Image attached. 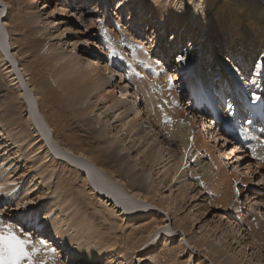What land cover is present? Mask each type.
Here are the masks:
<instances>
[{
	"label": "bare ground",
	"instance_id": "1",
	"mask_svg": "<svg viewBox=\"0 0 264 264\" xmlns=\"http://www.w3.org/2000/svg\"><path fill=\"white\" fill-rule=\"evenodd\" d=\"M117 2L126 4L127 0H118ZM1 7L0 19L7 27L8 24L5 19L10 14V10L8 7L5 12L6 4L4 0H0ZM135 8L134 12L137 16H134V20L143 21L144 26H140L145 29L143 35L147 37L146 41H141L142 43L149 45L151 38L154 39V34H147V28L150 25H154V30L159 33V36L165 34L166 45L164 49H160L158 59L151 57L147 52V48L143 47L141 49L140 44H131L122 40L121 36L112 29L113 27H110L111 22L106 20L107 15L104 19H97L95 24L101 27L102 33H106L103 41L107 42L106 39L108 38L111 40L113 47L111 55L114 53L113 56L122 57L126 61V65L131 66L135 75L140 78L138 88L141 93H144L147 107L146 114L148 116L147 122L154 126L155 120L162 121L165 119L171 122L174 121L177 124V128L170 131V137L177 139L178 150L183 157V168L176 179L178 180L183 175L194 176L204 191H216L222 199L228 200L231 196L237 194V185L234 182L246 183L249 178H239V173L235 170L228 175L229 171L223 167L226 166L224 163L226 159L229 162L231 160L236 162L237 170L243 166V163H246V167L242 168L246 171L243 174H252V176L259 174L260 182H264V134L251 137L254 142L248 143V146H243L231 136L230 138L234 142L229 140L227 136L225 137L227 130L224 131L225 120L236 117L241 120V125H245L246 122L251 120V115L264 109V66H262L264 65V25L253 24L250 18L245 21L247 18L245 13L248 10H250L249 14L252 13L251 15L259 19L258 22L264 20V0H142L138 2ZM84 11L85 9L80 10V12ZM95 13L86 12L90 19ZM104 14H106V11H104ZM34 17L35 19L38 18V16ZM131 20L132 17H130V22ZM116 23L119 27L121 22L117 21ZM97 25L96 27H98ZM141 32L136 31L135 39L141 37ZM6 33L9 35V38L7 37L9 41L7 38L1 40L0 37V50L9 54V50L5 48L4 44L8 41V47L12 48L13 42L11 33L7 29ZM106 44L109 45L108 42ZM184 51H188L189 54L185 61L186 64H183L185 59L183 61L177 59L180 56L179 53ZM169 55L170 58L173 56L171 65L174 67L171 66L170 71H167V66L165 67L163 63L169 61ZM0 57L6 62V58L1 53ZM189 59L196 61L189 64ZM209 61L215 63L209 66ZM20 62L21 60L18 62L19 68H16L19 78L15 77L14 71L10 70L9 67H6L5 70H8L7 74L12 78L10 82L13 86H17L23 91L18 101L26 107L25 109H28L29 117L26 120L20 119V117L18 120L13 119L8 125L9 132L5 129L7 132L5 134L4 131L2 137L6 135L8 139H11L7 142H10L12 141L11 137L19 136L21 142L31 145L30 150L36 148L39 156L34 162L47 164L51 170H44L45 166L43 170L48 174H55V169L64 168L57 172L68 175V179H71L70 176L75 173L80 175L79 179L70 181V186L67 188L69 192L65 193V197H70V206L78 203H72L73 199L71 198H74L75 195L82 199L78 203L80 211L73 215L65 213V216L59 215V217L54 218L55 220L53 219L54 221L52 220L53 226L50 228L56 231V236L62 240L71 230H74V234L70 237L73 242L77 240L84 243L85 240L83 241V239L88 238L86 246L89 247L91 244L89 241L96 236H94L93 229H91L94 221L92 218L89 220L91 213L88 211V206H92L94 209L97 208L99 210L96 209L97 216L101 215L106 222H110L115 215L110 213L105 205L108 203L109 207V202L114 205L115 210L121 212L123 217L133 214L138 215L141 211L145 212L141 210L144 204L163 210L162 208L165 206L163 201H156L155 195L151 197L141 193L146 189L145 187L152 184L145 185L147 183L143 181V177L150 181L145 169L152 163L158 164V155L154 153L157 148V141L149 145V141L142 137L143 127L140 121L143 124L145 122L141 115H135L134 101L130 100L131 95H128L130 91L124 90L127 97L122 93L125 100L119 103H122L123 106L117 107L114 104L107 106L110 96L105 94V90L111 84V78H108V75L113 73L108 64L102 71L99 69L101 65L76 64L70 60L57 68L51 77H41L40 80H36L40 70L33 65H30L29 70H27L22 67L23 65ZM207 65L210 68L209 70H207ZM4 66H7V63L5 65L3 63ZM162 73H164L163 77H161ZM223 73H225V76H223ZM177 80H183V86L182 84L176 86L174 81ZM184 89L188 90L189 96L194 98V102L190 100L188 103L190 104L188 106L191 107H187L189 111L184 110L185 108L181 109L179 102L176 101L179 99L177 91L183 93ZM92 95L93 97H91ZM256 97H260V99H256ZM245 99L248 101L256 100L257 102L250 110H246V102H241ZM92 100L96 101L93 102ZM97 102L103 106L102 108L105 109L106 107L105 114L102 112L99 118L91 119L94 109L98 107ZM193 103L198 106L202 103L211 105L222 120L221 123L219 122L221 125L216 123L214 116L210 114L206 107L202 108L203 112L200 113L193 109ZM43 108L52 110V113L47 115ZM124 108L126 110H123ZM5 112L7 116H15L19 113V108L11 103ZM110 112H113L114 115L118 112L119 114L114 119H112L114 116L112 114L111 120L105 121L106 116L111 115L108 114ZM102 115L104 116L103 119L101 118ZM131 116L133 117L129 119ZM53 121L59 123L60 129L53 127L55 125ZM99 124L102 127L98 128ZM30 130L37 138L36 141L32 133L29 134ZM115 130L117 131L116 135L113 132ZM221 140L225 141V144L222 145L220 150L216 149L215 144ZM13 146L12 142L6 145V147H9V151L15 150ZM37 146L39 147L37 148ZM143 149L144 151H142ZM129 153L130 155L136 153L137 157H140L141 163L138 164L135 159L136 162L133 163ZM3 168L0 165V182H7L5 178L3 179L4 172L1 171ZM110 168L116 170L114 169L108 173L107 170ZM177 173L168 176L174 177ZM120 174L125 175L124 177L127 178L128 182L123 179V176L121 178L129 184L125 185L121 180L119 183L117 182L121 176ZM117 175L118 179L116 178ZM224 177L226 178L222 183ZM41 179L42 176L40 177L38 174L34 176V179L32 178L30 183L37 181V184H42L44 180ZM47 180L45 179L46 183ZM30 187L29 184V191ZM126 187L133 191L128 190ZM75 188H79V191ZM142 188L144 189L142 190ZM7 189L5 187L3 190ZM90 189L91 194H88ZM139 190L141 191L139 192ZM19 191L21 190L8 192L9 200H13ZM97 195L106 200V203L102 204L100 209L97 207L96 200L93 199ZM182 197L185 200L184 194ZM62 201H64V198L60 199L57 196L51 201V205L66 208L69 203L61 206ZM85 201L87 205H85ZM146 208L143 209L147 211ZM70 210L73 211V209ZM152 213H149L147 217H142L149 220L148 225L140 223L142 228H131L129 235H124V232H122L125 238L122 242L124 248H131L135 237L141 232L151 233L155 227L158 229L165 226L166 223L154 219L153 217L156 214ZM262 217V223L257 222L252 226L246 222H240L246 228L238 236V243L243 241L241 246L244 245L243 255L246 254V258L249 256L246 253L248 247L249 250L254 252L264 251V216L262 215ZM77 224H82V226H79V228ZM114 230L117 231L115 228ZM247 231L250 232L252 240L250 243L249 239L246 238L248 234L245 232ZM57 237L55 238V241H57H54L56 245L59 243ZM54 243H48L47 247H42L40 252L35 255L36 258L43 261V264H59V252L57 254L52 251ZM83 245L81 244V246ZM204 246H206L205 240H202L195 248ZM62 247L63 250H70L69 245ZM92 251L93 249L86 253L89 255L88 257L92 256ZM178 254V247L163 243L162 252L155 258V262L165 264L174 261ZM256 255L261 263V253L257 252ZM232 259L231 264H245V262H239L235 257ZM254 261L252 264L258 263V261ZM224 263L229 264L227 261Z\"/></svg>",
	"mask_w": 264,
	"mask_h": 264
},
{
	"label": "rangeland",
	"instance_id": "2",
	"mask_svg": "<svg viewBox=\"0 0 264 264\" xmlns=\"http://www.w3.org/2000/svg\"><path fill=\"white\" fill-rule=\"evenodd\" d=\"M117 1L118 0H4L6 4L5 12L9 7L10 14L5 19V22L8 24L7 27L4 26L2 19H0V37L1 40L6 39L7 37L9 38V35L6 33L7 29L11 33L13 47H8L9 39L7 38L8 41L5 42L4 45L5 48H8L10 55L0 50V53L6 58V62H4L0 57V165L4 167L1 169V171L4 172L3 179L5 178L7 180V182H0V193L2 192L0 195L3 196L6 194L3 197L0 196V222L11 223L17 229L23 228L25 232H30L34 240L43 239L49 244L52 242L54 243L57 236L55 233L56 231H54V229L51 230L50 228L53 226L52 220L59 217V215H73L80 211V205H78V203L82 200L75 195L74 198H71L73 199L72 203H78L70 206V197H65V193L69 192L67 188L70 186V181L79 179L80 175L75 173V176H70L71 179H68V175H63L62 173L59 174V172H57L64 168H58V170L55 169L56 175L54 173L48 174L44 171L51 170L47 164L44 162V164H37V162H34L39 156V154H37V149L34 148L33 150H30L31 145L21 142L19 136L11 137L12 141H10L14 144L13 147L16 151H9V147H6L7 144H10V142L7 141L11 139H8L6 135L5 137H2V133L5 129L9 132L8 125L13 119L18 120L19 117L23 120L28 119L29 112L28 109H25L26 107L21 105L18 101L23 91L17 86H13L10 82L12 78L9 77L7 74L8 70H5V68L9 67L10 70L14 71L15 77L19 78V73L16 71V68H19L18 62L21 60L20 63L23 65V68L29 70L28 67L33 65L40 70L36 78V80H40L41 77H51L57 68L70 60L76 64H92V66L101 65L99 69L102 71L108 64L113 73L108 75V78H111V84L108 85L105 90V94L110 96L107 106L112 104L117 107L123 106L122 103H119L125 100L122 93H126L124 91L125 89L130 91V94L128 95H131L129 99L134 101L133 107L135 115H141L145 122V124H143L140 121L141 126L143 127L142 137L149 141V145L154 141H157V148L154 153L155 155H158V164L152 163V165L147 166L145 169L150 181L143 177V181L147 183L145 185L148 186L151 183L153 184L148 186L149 188L151 187L152 190L145 187L146 189L142 188L144 191L139 190V192L141 191V193L150 195L151 197L155 195V200L163 201L165 206L162 208L163 210H160L159 208L144 204L147 208L142 206V209H140L145 212L141 211L138 215L133 214L131 216L123 217L121 212L115 210L114 205L109 202V207L108 203L105 205L110 213L113 215L115 214L114 216L111 215L113 217L110 222H106L101 215L97 216V211H99L97 208L96 211L92 206V208L88 206V211L91 213L89 220L92 218L94 221L91 229H93L94 236L96 237H94V239L91 238V240L89 239V242L91 243L89 247L86 246L88 244L86 242L88 238L83 239V241L85 240L84 243L77 240L76 242H73L70 237L74 234V230H71V232H69V234H67L62 240L57 237L59 243H57V245L54 243L53 249L55 250V253L58 254L59 252L58 263L158 264V262H155V258H157L162 252L163 243H166L178 247L179 254L174 261L166 262L165 264H225V261L231 264L233 257L239 262H245V264H252L254 260V262L258 261L257 264H264V251L256 250L258 253H261L260 263L256 255L257 252L249 250L248 247L246 253L249 256L246 258V254L243 255L244 245L241 246L243 241L238 243V236L242 234L246 228V226L244 227L241 225V221L246 222L251 226L257 224V222L262 223V215L264 216V182H260L261 178L259 177V174H254L253 176L252 174H243V172L246 171H244L245 169L242 170V168L246 167V163H243V166L237 170V163L232 160L230 162L226 161V159L224 162L226 166L223 167L229 171L228 175L235 170L239 173V178H249V181L246 183L234 182L237 185V194L231 196L228 200L222 199L216 191H204L203 187H201L194 176L183 175L182 177H179L178 180L176 179L183 168V157L178 150L177 139L170 137V131L176 129L177 124L174 121L171 122L165 119L162 121L158 119L155 120L154 126L150 124V122H147L148 116L146 114L147 107L144 93H141L138 88L140 78L135 75L131 66L126 65L127 63L122 57L111 55V49H113L112 42H110L111 40L108 37V39H105L108 40L107 42L109 45L106 44V41H103L104 37H106V33H102L101 27L95 24V22H97V19H104L107 15L106 20L111 22L110 27H113L112 29L115 30V33L121 36L122 40L130 42L131 44L138 43L143 45V47L147 48V52L150 56L155 59L159 58L160 54L158 53L160 52V49L165 48V34L159 36V33H156L154 30V25H150V27L147 28V34H154V39L153 37L151 38V43H149V45L142 43L141 41L147 40V37L143 35L145 31V29H142V26H144L142 23L143 21L134 20V16H137L134 12L136 9L135 7H137L138 2L142 0H127L126 4ZM85 3L88 4L86 5ZM83 9H85V11L80 12V10L83 11ZM0 10H2V7ZM104 11H106V14H104ZM86 12H96L91 18L94 19L93 21L88 17ZM249 13L250 10L245 13L247 14L245 21H248L250 18L253 24L264 25V20L258 22L259 19H256L254 15H251L252 13ZM34 16H38V18L35 19ZM130 17H132L131 22ZM117 21L121 22L119 27L116 23ZM96 25L98 27H96ZM136 31H142L140 34L141 37L139 36L137 39H135ZM179 54L185 57L183 64H186L185 61L189 56L188 51ZM62 56H65V58ZM168 59L169 61L163 64L165 67L167 66L166 70L170 71L169 68L172 66L171 63L173 62V56L170 58L169 55ZM159 61L162 62L161 59H159ZM195 61L196 60H190L189 64L195 63ZM3 63L4 65L7 63V66L3 67ZM213 63L215 62H208L209 66H212ZM92 66L90 67L92 68ZM209 66L207 65V70L210 69L208 68ZM163 75L164 73L161 74V77H163ZM223 76H225V73H223ZM182 81L183 80H177L174 82L176 83V86L181 84L183 86L184 83ZM177 93H179L177 94L179 99L177 98L178 100L176 101L177 103L179 102V107L181 109L185 108L184 110H188L187 107L191 108L188 106L190 105L188 103L190 100L191 102H194V98L189 96V91L185 90L183 93L177 91ZM125 96L127 97V94H125ZM91 97H93V95ZM92 101L95 102L96 100ZM11 103H14L16 107L19 108V113L15 116H7L5 112ZM97 105L98 107L94 109L91 119L99 118L102 112L104 113V110H106V107L105 109L102 108L103 106H101L100 103L97 102ZM202 105L205 107L207 106L205 103H202ZM197 106L198 105L195 103L192 105L193 109H196L195 107ZM43 110L47 115L52 113V110L47 108H43ZM123 110H126V108ZM108 114L111 115L106 116L105 121L111 120L114 115L113 112ZM118 114L119 112L114 115L112 119ZM132 117L133 116L129 119ZM101 118L103 119L104 116L102 115ZM214 119L216 123L221 125V122L218 121L217 118L214 117ZM53 123L55 124L53 126L54 128L60 129L59 123H55L54 121ZM99 127L102 126L99 124L98 128ZM7 131H5V134ZM115 131L113 132L116 135L117 131ZM224 131H226V129ZM70 132L76 133L74 131ZM30 133H32V130L29 131V134ZM226 133L225 137L227 136L229 140L234 142V138H230L227 131ZM32 136L34 137L33 133ZM34 139L35 141L37 140L35 137ZM235 140L237 141V139ZM223 144H225V141H218L217 144H215L216 149L220 150ZM38 147L39 146H37V148ZM142 151H144V149ZM129 157H132L131 159H133V163L136 162L135 160L138 161V164L141 163L140 157H137L136 153H131V155L129 153ZM27 158L30 159L28 160ZM114 169L115 168H110L107 172L110 173ZM175 172L178 173L174 175V177L168 176ZM38 174L40 177L42 176L41 180H44V182L42 184H37V181L35 183H30L32 178L34 179V176ZM118 175L116 176L117 179L119 178ZM120 175V178L116 181L119 183L121 180L125 185L129 184L127 183V178L124 177L125 175ZM122 176L127 182L122 180ZM225 178L226 177L223 178L222 183H224ZM45 179H48L47 183ZM29 184L31 186L30 191L28 190ZM152 186L156 187L153 188ZM5 187L8 189L3 190ZM126 188L132 190L128 187ZM18 189L21 191L18 192L13 200H9L10 197L7 193ZM75 189L79 191V188ZM90 191L91 189L88 190V194H91ZM183 194L185 200H183ZM129 195L131 194L129 193ZM57 196L60 197V199L64 198L61 206L69 203L66 207L67 210L63 207H55L51 205V201ZM93 199L96 200L99 209L100 207L102 208V204L106 203V200L98 195ZM85 205H87L86 201ZM105 205L103 206L105 207ZM57 208H60V210L58 211ZM143 208H146L147 211ZM70 209H73V211ZM152 212L156 214H154L155 216L153 218L156 220L158 219V221L161 222L164 221L163 223H166L165 226L158 229L155 227L151 233L141 232L135 237L131 244V248H124L125 246L122 242L125 238L122 232H124V235H129L131 228H142L140 223L148 225L149 220L143 219L142 217H147L149 213ZM55 214L57 215L55 216ZM113 224L114 226H112ZM77 225L78 227L82 226V224ZM113 227L117 229V231L114 230ZM245 233L248 234L246 238L249 239V243L252 242L249 234L250 232L247 231ZM245 233L244 235H246ZM202 240H205L206 246L195 248ZM81 244L84 245L81 246ZM64 245H69L70 250H63L62 246ZM89 249H93L92 256L90 255L91 257H88L89 255L86 254L90 251ZM33 259L36 261V264H43L41 259L36 258L35 256ZM21 264H29V262L27 259H24L21 261Z\"/></svg>",
	"mask_w": 264,
	"mask_h": 264
},
{
	"label": "snow or ice",
	"instance_id": "3",
	"mask_svg": "<svg viewBox=\"0 0 264 264\" xmlns=\"http://www.w3.org/2000/svg\"><path fill=\"white\" fill-rule=\"evenodd\" d=\"M139 47L143 49V45ZM177 59L183 61L185 57L180 55ZM42 247H47L43 239L34 240L30 232H25L23 228L18 230L11 223L0 222V264H21L24 259H27L29 264H36L33 257Z\"/></svg>",
	"mask_w": 264,
	"mask_h": 264
}]
</instances>
